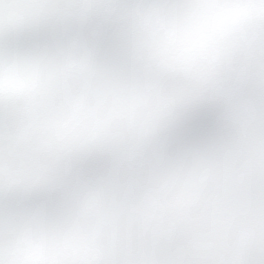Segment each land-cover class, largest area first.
<instances>
[{"label": "snow or ice", "instance_id": "1", "mask_svg": "<svg viewBox=\"0 0 264 264\" xmlns=\"http://www.w3.org/2000/svg\"><path fill=\"white\" fill-rule=\"evenodd\" d=\"M0 264H264V0H0Z\"/></svg>", "mask_w": 264, "mask_h": 264}]
</instances>
